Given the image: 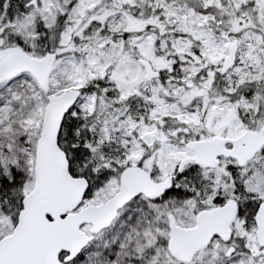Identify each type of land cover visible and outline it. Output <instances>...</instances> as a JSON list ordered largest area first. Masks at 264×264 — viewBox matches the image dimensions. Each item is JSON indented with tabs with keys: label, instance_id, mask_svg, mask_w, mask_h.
Returning a JSON list of instances; mask_svg holds the SVG:
<instances>
[{
	"label": "snow or ice",
	"instance_id": "obj_1",
	"mask_svg": "<svg viewBox=\"0 0 264 264\" xmlns=\"http://www.w3.org/2000/svg\"><path fill=\"white\" fill-rule=\"evenodd\" d=\"M0 264H264V0H0Z\"/></svg>",
	"mask_w": 264,
	"mask_h": 264
}]
</instances>
